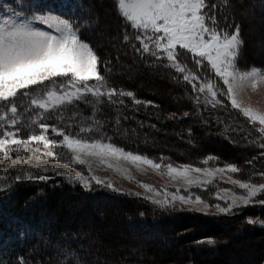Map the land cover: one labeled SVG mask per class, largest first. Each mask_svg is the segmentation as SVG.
I'll list each match as a JSON object with an SVG mask.
<instances>
[{
    "label": "snow or ice",
    "instance_id": "6c2138e0",
    "mask_svg": "<svg viewBox=\"0 0 264 264\" xmlns=\"http://www.w3.org/2000/svg\"><path fill=\"white\" fill-rule=\"evenodd\" d=\"M224 3L227 4V0ZM72 6V2L51 7L40 3L28 14L21 9L0 17V163L18 172L27 171L28 180L47 181L51 177L33 175L30 169L24 170L18 165L27 164L43 173L57 172L87 190H92L95 184L121 192L111 180L96 175L93 164L125 174L132 180L128 170L119 163L126 161L140 171L151 168L174 182V190L170 191L167 186L136 181L145 192L153 194L144 199L162 210L175 209L179 204L181 209L192 206L202 214L215 208L218 213L231 215L243 207L264 205L261 198L264 197V171L254 172L245 180L234 175L241 172L237 165H214L212 162L218 158L212 156L202 160V166L177 165L163 156L156 160L126 150L108 137L82 135L102 128L95 116L89 117L95 127L81 126L77 134L45 122L47 113L59 114L78 103L89 105L93 112L104 105L122 106L123 97L131 98L135 105L152 104L137 99L131 91L118 90L109 84L101 68L110 72L111 62H102L94 48L81 39L83 21L72 15ZM115 7L136 33L134 37L124 35V41L134 38L139 42V47L132 45L137 53L172 69L177 74L175 79H182L191 86L195 104L216 107L225 105L226 100L258 133L253 142L259 144L260 155L264 157V108L246 103L244 99L248 93L264 90V70L239 68L237 59L243 45L239 26L231 32L222 28L215 11L217 5L210 4L209 0H115ZM5 10L12 11L7 6ZM77 10L82 11L79 7ZM184 55H190L197 71L181 59ZM201 70L202 74H198ZM217 81L222 82V86ZM29 113L33 114L25 119ZM59 118L64 119L62 114ZM25 127L27 134L21 135ZM58 150L70 154V159L63 161L65 168L81 165L86 173L80 171L71 176L44 166L45 158L62 162ZM247 163L252 164V161ZM224 176L227 180L218 182V178ZM254 176H258L260 182H255ZM23 178L14 177L17 182ZM221 182L232 187H222ZM179 185H183V189ZM209 186L216 189L213 198L222 203H209L191 191L193 187L208 191ZM0 191H7V186ZM247 223L264 226V220L259 218L249 217Z\"/></svg>",
    "mask_w": 264,
    "mask_h": 264
},
{
    "label": "trees",
    "instance_id": "16d2710c",
    "mask_svg": "<svg viewBox=\"0 0 264 264\" xmlns=\"http://www.w3.org/2000/svg\"><path fill=\"white\" fill-rule=\"evenodd\" d=\"M80 2L82 12L77 16L83 21L80 23L81 39L94 48L102 62H111L108 65L111 71L108 72L102 67V74L106 75L111 86L118 90L131 91L137 99L152 102L151 105H135L131 98L123 97L125 104L122 106L126 112L122 113H115L114 108L102 107L98 119L102 128L96 131L97 134L110 138L113 143L126 150L142 152L156 160L163 156L170 159L173 164L201 165L202 160L212 156L218 158L212 163L225 165L232 161L241 169V173L255 165L264 171V157L260 155V147L250 145L249 139H247L249 137H246L245 129L250 130V138L254 129L238 111L233 110L225 100L229 116L238 119L243 123V125L241 124L243 127H235L234 123L229 122L222 123L220 127H217L214 122L215 116L211 112L212 107L206 109L203 104H195L192 99L195 94L190 85L182 79H175L177 74L172 69L165 68L161 63L156 62L154 58L137 53L132 45L135 44L139 47V42L134 38L128 42L124 41V35L134 37L136 33L117 13L115 0H80ZM209 3L217 5L215 11L222 28L231 32L235 26H239L240 38L243 41L237 59L239 68L247 70L256 67L264 70V59L251 56L250 49H247L246 38L249 37L247 33L249 20L245 19L241 12L243 8L251 7L253 12L251 19L262 16L261 25H264V0H227V4L224 3V0H209ZM250 58L251 60H249ZM181 59L187 63L189 68L197 71L190 55H184ZM202 71L198 74H202ZM149 75H152L153 78ZM161 82L165 86L168 85L169 89L164 90V84ZM217 82L222 86V82ZM218 107L222 108V106ZM117 120H119L118 124ZM205 120L211 124L210 127L205 124ZM140 122L142 126L139 125ZM145 123L148 124L145 125ZM124 126H133L139 131L135 138L137 143L133 144L132 141H129L127 133L124 134V131L121 133ZM235 131L236 133H234ZM234 136L239 141H236ZM166 137L171 138L174 142L168 143ZM157 143L159 144L157 145ZM153 145L156 147L153 148ZM250 160L252 164L247 163ZM44 186H46L44 189L46 196L43 197L44 193H40L43 197L41 200L45 199L44 202L42 201L43 206L48 209L49 216L57 215L55 233L58 237L55 239L58 240L65 234L77 236L79 241L76 244H80L82 261L85 259L86 252L87 260L92 264H148V262H150L149 264H188L189 261H195L200 257L201 253L206 252L205 250L229 247L233 239L231 237L229 239L226 234L222 233L219 226L221 221L228 220H234L236 223L242 222L239 227L248 228L247 231L241 230L239 233H235L234 237L237 239H246L249 234L250 238L262 237L264 241V226L247 223L249 217L264 220V205L258 203L241 208L231 215H197L182 212L172 218L159 219L149 224L151 229L145 231L146 229L132 220L133 216L130 214L134 213V209L131 210L130 207L135 202L126 196L111 201L105 197H99V194L91 195L81 186H73L67 182L62 185L56 184L53 179L48 180ZM40 190H42L41 187L36 189L32 185H19L12 192L11 199L14 207L28 204L35 193ZM62 197H66L64 198L66 200L70 198L72 201H78L82 197L90 200L77 210L66 206L67 202L66 200L63 202ZM61 201L64 204L60 205ZM94 201L102 202L103 205L100 207L104 209L96 214L88 224L91 227H96L101 223L100 220L107 221L114 216L116 218L114 222H121L122 228L119 233H109L108 238L107 236L101 238L98 232L79 227L82 225L77 221L67 225V218L71 216L72 210L75 212L73 214L78 217L83 215L85 210L91 213L92 205L96 204ZM115 203L118 205L115 206ZM40 210L42 209L40 208ZM123 214L129 217L127 219L117 218ZM201 218L204 220L199 222L200 226L198 227L199 223L197 222ZM191 221H196L197 224H192ZM226 223H223L224 227L230 228L229 223ZM85 226L86 229H89L87 225ZM64 227L66 229L63 231ZM131 238L132 240L129 241L128 239ZM109 240L113 242L110 243ZM208 240L215 241L218 245L212 248L206 242ZM149 244L157 245L161 251L160 254L167 252L166 255L159 258L157 256L159 252L149 250H144L147 254L144 255L142 247ZM112 246L115 252H111ZM179 247L187 254L182 253L180 256H176ZM97 250L100 251L99 258L94 254ZM217 254L219 253H215L213 258L222 259L224 257V254L219 256ZM260 254L262 255V252L253 257L254 259H251L250 263L245 264H264V258L260 259ZM17 257L21 264H50L56 254L51 249L37 253L35 247L29 245L23 247L17 253ZM205 261L209 264V260L205 259Z\"/></svg>",
    "mask_w": 264,
    "mask_h": 264
},
{
    "label": "rangeland",
    "instance_id": "374dc122",
    "mask_svg": "<svg viewBox=\"0 0 264 264\" xmlns=\"http://www.w3.org/2000/svg\"><path fill=\"white\" fill-rule=\"evenodd\" d=\"M70 2L73 3L72 15L74 16L79 15L82 12L77 10L78 7L82 9L80 0H74V2L73 0H0V17H6L12 15L13 12L21 11V9L24 10L25 14H28L29 11L35 10L37 4L40 3L51 7L53 5L59 6L60 4H67ZM5 6H7L12 11L5 10ZM241 12L245 16V19L247 18L249 20L248 28H247V33L249 34V37L246 38L247 47L248 49L250 48L249 54L253 53L251 56L264 59V25H261L262 16H259L256 19L253 17L254 19H251V16L253 14L251 7L243 8ZM108 15L110 16V12L108 13ZM41 27H45V26H41ZM149 76L152 77V75ZM164 87H165L164 90L169 89L168 85L165 86L164 84ZM156 88H158L157 85ZM244 99L246 103H252L254 106L264 108V90H261L256 94L248 93L245 95ZM203 106L206 109L212 107L211 105H204V104ZM102 107H106L108 109H112V108L115 109V107L119 108V110L115 109V113H118L119 111L120 112L123 111V109L120 110V108L122 107L121 105H104ZM101 108L99 111L93 112L92 108L89 105H86L84 103H78L76 105L68 106L66 110H62V113L59 114L56 112L47 113L45 122L50 125H55L57 127L64 128L67 132H70L72 134H77L80 132L81 126L91 125L95 127V125L92 124V121L89 119V117L95 116L96 119H99L100 116L99 113L101 111ZM211 112L213 113V116H215L214 122L217 127H220L222 123L226 124L228 122L234 123L235 127H239V126L243 127L242 126L243 123H241L238 119H235L233 116H229L228 114L229 109L225 105H222V108H219L218 106L212 107ZM32 114L33 113L26 114L25 119H27V115H32ZM61 114L64 117L63 120L59 118ZM218 116H222V117H218ZM146 124L148 123H145V125ZM205 124L208 127L211 126L208 120H205ZM27 131L28 129L25 127L22 130L21 135H26ZM129 131H130L129 129H124V133H127ZM245 132L247 133L246 137H249L247 138L249 139V144L259 147L258 143L253 142L256 138L255 136H257L258 133L253 131L252 137L250 138L251 135L250 130L245 129ZM97 133L98 132L95 131L94 136L93 133H84L82 135L90 136L91 138L102 137L101 134H97ZM234 133H236V131ZM49 135L52 136L51 132L49 133ZM234 137L236 141H239V139L236 136ZM54 138L59 139V137H54ZM165 139L170 144L174 142L169 137H166ZM132 143L135 144L137 142L134 141ZM158 144L159 143H157V145ZM155 147L156 146L153 145V148ZM58 151H60L61 154V160H62L61 163H56L54 160L45 158L42 160V164L49 168H55L59 170V172H64L71 176H75L80 171H85L86 173V169L84 168V166L81 165H71L65 168L63 166V161L65 159H70V154L67 153L66 150H58ZM129 151L143 154L142 152H137L130 149ZM21 155L23 156L25 154L22 153ZM13 158L15 157L13 156ZM119 163L122 168L128 170L127 174L132 176L134 179L129 180L126 178L125 174L107 169L106 167L99 166L95 163L93 164V170L96 175L111 180L116 186H118L122 190L121 192H115L110 189L97 186L95 184H93L92 190L86 189V192L90 193L91 195L99 194V197H105L106 199L111 201L119 200L121 196H126L130 198L133 202H135L130 207L131 210L134 209V213L130 214L133 216L132 220H134V222L136 221L138 225L140 224L141 227L146 229L145 231L151 229L149 224L154 223L159 219L172 218L174 216L181 214L182 212H186L190 214L195 213L197 215H211V214L225 215L218 213L215 208L211 209L208 214H202L199 211L193 210L192 206H189L188 208L185 209H181L179 204H177V207L175 209L162 210L156 207L155 205H153L152 203H150V201L144 199V196H151L153 194L149 192H145V190L141 188L136 183V181L139 180L146 183H154L157 186H167L170 191L174 190L173 188L174 182L171 181L167 176L159 175L156 171L152 170L151 168H147L146 171H140L129 162L120 161ZM233 163L234 162L231 161L229 164H233ZM212 164L217 166H223L215 163ZM197 166H202V165H197ZM17 167L22 168L24 170L30 169L33 175H41V174L48 175L49 177H51V179H53V181H55L56 184L59 185L60 184L62 185L67 182L69 184H73V186L83 187L80 183L71 181L67 179L66 176L60 175L57 172L49 171L47 173H43L40 171L39 168H30V165L27 164H21L18 165ZM5 168L8 169L7 172H5ZM258 171L260 172L262 171V169L258 165H255V167H252L248 170H244V173L240 172L234 175L240 179L247 180L250 174ZM27 174H28L27 171L18 172L15 169H12L8 164L0 163V189H3L5 188V186H7V191H0V264H21L19 262V258L17 257V253L21 251L23 247L29 245H33L37 253L43 250L51 249L56 254V257L52 260L50 264H92L91 262H88L86 252H85V259L84 261H82V256L80 254V252L82 253V250L80 248V244H76V242L79 241L77 236H70L68 234H65L58 240L55 239V237H58L55 233V229L57 226V222L55 220H57V215L49 216L48 209H45L46 207L43 206V202L45 201V199L41 200V198L46 196L44 193L45 191L44 189L46 188V186L44 185L48 180L47 181H39L36 179L28 180L26 178ZM16 175H21L22 177L25 178L17 182L14 179ZM226 180H227V176L218 178V182L226 181ZM253 180L255 182H260V178L258 176H254ZM19 185H23V186L32 185L35 186L36 189L41 187L42 190L36 192L28 204L21 207H14L11 199L12 192ZM179 186L182 189L184 187L183 185H179ZM221 186L232 187L231 185L223 182H221ZM83 189L85 188L83 187ZM215 190L216 189L211 186H209L208 191H203L195 187L191 189V191L195 192L198 195H201L204 199L208 200L209 203H213V204L222 203L221 201H217L213 198V193L215 192ZM137 192H139L141 195L136 196L132 194ZM40 193H44V195H42L43 197L40 195ZM64 198L66 197L61 198L63 202L64 200H66ZM89 200L90 199H87L86 197L85 198L82 197V199L78 201H72L69 198L68 200H66L67 202L66 206L68 205L71 209L76 208L78 210V208L81 207L82 205L85 206V204L88 203ZM63 202L61 201L60 205ZM94 203L96 204L92 205L93 206L92 212L90 213L88 210H85L84 214L81 215L80 217L73 214L75 212L72 210L71 216L67 218L68 219L67 225L69 223H72L73 221H77L78 224L82 225V226L79 225V227L88 231L90 230L96 231L98 232V234H100L99 236L101 238H104L105 236H107L108 238L109 233H119L122 228L120 224L121 222L120 223L114 222V220L116 219L114 218V216L113 218L111 217V219L107 218L108 219L107 221L100 220L101 223H99L98 226L96 227H91L90 224H88V222L92 220V218H94L96 214H98L99 212L102 211V209H104L100 207L101 205H103L102 202L94 201ZM117 205L118 203H115V206ZM40 208L42 210H40ZM128 217L129 216H126L125 214L117 216L118 219L119 218L127 219ZM202 220L204 219L201 218L197 223H199ZM191 222L192 224H194L196 221H191ZM225 222H227L226 224L229 223L230 228L224 227L223 223ZM197 223H195V225ZM220 223H221L219 224L220 231L226 234L229 239L230 237L231 239H233L229 247H225V249L224 248L221 249V247H217L211 250L203 249L206 252L201 251L203 252L201 253V256L196 259L194 258L195 261H189L188 264H207L205 259L209 260L208 261L209 264H245V263H250L252 261L251 259H254L253 257L257 256L259 252H262V255L260 254L261 255L260 259L264 258V241L262 240V237L250 238L248 234L246 239L240 240L234 237V234L239 233L241 230H246V231L248 230L247 227L244 228L239 227L240 226L239 224H242V222L236 223L234 220H228V221H221ZM84 225H87L89 229H86V226L84 227ZM199 226L200 223L198 224V227ZM65 229L66 227L63 228V231ZM128 240L130 241L132 240V238ZM109 242L112 243L113 241L109 240ZM209 245L212 246L213 248L216 247L218 244L214 241V243H211ZM142 248L144 255H147L146 251L144 250L159 252V254H157L159 258L161 256L162 257L165 256L167 253V252H163L160 254L161 251L158 249V246L155 244H149L143 246ZM215 250H217V252H215ZM111 252H115L113 246L111 248ZM182 253H186V252H183L182 248L179 247V251L177 252L176 256H180ZM215 253H219L217 254V256H219L220 254H224V257H222V259L213 258Z\"/></svg>",
    "mask_w": 264,
    "mask_h": 264
},
{
    "label": "built area",
    "instance_id": "2783aa9c",
    "mask_svg": "<svg viewBox=\"0 0 264 264\" xmlns=\"http://www.w3.org/2000/svg\"><path fill=\"white\" fill-rule=\"evenodd\" d=\"M116 110H119V108H115ZM121 109H123V111L124 112H126V110L124 109V106H122L121 108H120V110ZM122 111V112H123ZM120 112V111H119ZM121 112V113H122ZM120 114V113H119ZM131 115V114H130ZM140 126H142V123L140 122V124H139ZM124 129H129L130 130V132H127V139L129 140V141H132V142H134V141H136L135 140V138H136V136H137V134L139 133V131L135 128V127H133V126H124L123 127V130H121V133L124 131ZM124 133V132H123ZM124 134H126V133H124ZM99 250H97L94 254H95V256H97L98 258H99ZM148 262V261H147ZM150 262H148V264H149Z\"/></svg>",
    "mask_w": 264,
    "mask_h": 264
},
{
    "label": "bare ground",
    "instance_id": "6f19581e",
    "mask_svg": "<svg viewBox=\"0 0 264 264\" xmlns=\"http://www.w3.org/2000/svg\"><path fill=\"white\" fill-rule=\"evenodd\" d=\"M247 49H248V47H247ZM250 49V48H249ZM249 51V50H248ZM253 54V53H252ZM249 60H251V58L249 59ZM253 60V59H252Z\"/></svg>",
    "mask_w": 264,
    "mask_h": 264
}]
</instances>
